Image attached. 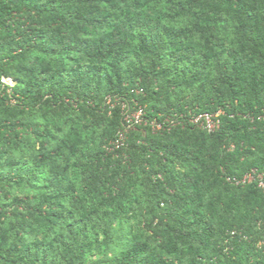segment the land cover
Instances as JSON below:
<instances>
[{"label": "trees", "instance_id": "trees-1", "mask_svg": "<svg viewBox=\"0 0 264 264\" xmlns=\"http://www.w3.org/2000/svg\"><path fill=\"white\" fill-rule=\"evenodd\" d=\"M252 171L264 0H0V264H264Z\"/></svg>", "mask_w": 264, "mask_h": 264}, {"label": "built area", "instance_id": "built-area-1", "mask_svg": "<svg viewBox=\"0 0 264 264\" xmlns=\"http://www.w3.org/2000/svg\"><path fill=\"white\" fill-rule=\"evenodd\" d=\"M5 84H9L5 79L3 81ZM108 104L111 106V101H108ZM135 107L133 111L130 109H126V105L122 106L123 110V130H120L117 134L116 140L111 144L112 147L108 149L109 152H116L123 149L127 144V135L130 131L135 130L136 127L146 125L145 121V111L144 109L138 105V103L134 102ZM222 112H218L216 114L209 113H200L198 115L194 114L188 118V122L195 126L198 129L207 131L209 133L217 132L221 127L220 116ZM161 125H155L153 130H160ZM231 181V180H228ZM257 183L258 186L264 189V177L262 175H258L255 171H252L250 174L244 177L242 181L239 183L242 185Z\"/></svg>", "mask_w": 264, "mask_h": 264}, {"label": "rangeland", "instance_id": "rangeland-1", "mask_svg": "<svg viewBox=\"0 0 264 264\" xmlns=\"http://www.w3.org/2000/svg\"><path fill=\"white\" fill-rule=\"evenodd\" d=\"M6 80V79H5ZM6 82H8L9 84H11V86H13L14 85V82L13 81H11V80H6Z\"/></svg>", "mask_w": 264, "mask_h": 264}]
</instances>
